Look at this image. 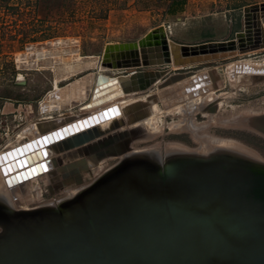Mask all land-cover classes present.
<instances>
[{
  "label": "rangeland",
  "instance_id": "obj_1",
  "mask_svg": "<svg viewBox=\"0 0 264 264\" xmlns=\"http://www.w3.org/2000/svg\"><path fill=\"white\" fill-rule=\"evenodd\" d=\"M170 2L171 0H0V157L7 158L0 160V176L4 180V187H8L9 191L15 190L13 195L20 205L31 208L66 199L68 194L92 184L113 167L119 161L116 157L105 160L99 169L81 171L80 167L84 166L80 160L82 156L72 157L67 151L57 149L63 142L60 140L64 134L63 128L66 127L70 135L68 125L79 120L83 124L85 118L87 126L93 124L90 129L98 128L105 133L133 128L132 125L143 115L141 107L137 104L130 105L136 109L132 111L130 106L125 105L144 97L151 100L154 96L148 110L152 111L151 124L156 127V131H147L151 133L150 138L138 140L134 147L159 145L155 148L160 150L159 147L164 149L177 144L198 148L204 140L207 143H212V140L226 141L250 151L255 158L264 161V135L247 127L249 117L264 113V81H254L256 77L249 72H237L238 66L234 68V77L226 70L242 60H264V49L199 63L189 68L173 65L151 67L168 70L169 75L180 74H177L178 77L173 74L175 79L169 83H164L161 79L148 91L126 96L117 104L103 107V110L87 106L91 103L88 96L75 98L81 101L73 103L67 109L64 107L70 106L71 98L70 103L59 102L61 108L58 110H43V103L45 104L49 95L56 94L58 89L61 91L68 85L72 86L73 83L86 79L89 80L91 95L95 76L101 73L115 77L132 70H100L103 50L107 44L137 42L159 27H163L170 42L180 45L193 46L234 40L236 34L244 29V9L264 4V0H177L176 12H170ZM65 40H77L79 57L81 60L90 58L94 66L66 73L65 69L56 70L54 64H31L33 61L43 60L44 57L38 53L47 49L60 48V54H55L54 58H69L70 54L62 51L67 47L61 43ZM195 78L205 80L195 86L192 83ZM207 90L212 96L207 94ZM200 93H206V96ZM215 98L220 99L216 113H204L201 108H191L193 104L199 105L202 102H205L202 107H207L211 99ZM40 105L43 114L40 112ZM122 106L128 112L122 111ZM82 107H85L84 110ZM108 107L111 109H106ZM189 107L193 110L189 117L201 128L196 135L184 127V121L188 117L186 109ZM93 114L96 119L92 118ZM69 115L75 118L69 123L64 122L63 119ZM241 118L244 123L247 120L245 124L240 122ZM53 120L57 124L54 128L47 126L43 129L38 125L39 122ZM180 124L183 126H178ZM116 125L119 127L115 129ZM59 129H62L60 133ZM84 129L88 128L85 126ZM49 133L50 138L47 137ZM56 138L58 142H55ZM53 139L54 143H51ZM28 143L30 145L23 148ZM19 147L22 148L17 154L21 152V156L15 158L14 153L7 154ZM31 148L34 150L31 151ZM65 152L68 156L64 155ZM58 156L63 157V164L55 168L52 160ZM71 165L74 168L68 167ZM53 170L59 174L63 183V187L57 190L50 189L52 183L49 173ZM77 175L82 179L80 184H77Z\"/></svg>",
  "mask_w": 264,
  "mask_h": 264
},
{
  "label": "water",
  "instance_id": "obj_2",
  "mask_svg": "<svg viewBox=\"0 0 264 264\" xmlns=\"http://www.w3.org/2000/svg\"><path fill=\"white\" fill-rule=\"evenodd\" d=\"M243 16L234 40L180 45L159 27L137 41L140 58L134 43L107 44L101 66L134 70L107 84L122 93L145 90L157 77L169 83L180 73L143 68H189L264 48V4L246 7ZM152 44L156 56L147 55ZM247 127L264 135V113L249 117ZM142 133L131 130L120 149L112 145L115 135L88 145L82 135L72 143L95 170L103 158L128 150L127 142L147 136ZM153 152L130 151L129 159L57 209L22 211L1 202L0 264H264V163L220 150L205 157L180 153L162 166L161 150Z\"/></svg>",
  "mask_w": 264,
  "mask_h": 264
},
{
  "label": "bare ground",
  "instance_id": "obj_3",
  "mask_svg": "<svg viewBox=\"0 0 264 264\" xmlns=\"http://www.w3.org/2000/svg\"><path fill=\"white\" fill-rule=\"evenodd\" d=\"M260 27L262 28L263 30V33H264V22H261V25ZM251 31V38L252 40H256V37H255V32L254 30H250ZM58 40V39H57ZM63 46H67L65 49H62L63 52H67L68 54H70V57L67 58V57H57L54 58V55L57 54L59 55V50H61L59 48V50H45V51H40L38 53L39 56H42L44 57L43 60H39V61H33V63L31 64H39V65H51V64H54L55 67H56V70L58 71H61L63 69L66 70V73H73V72H76V71H79L80 69H86V68H90L94 62L93 60H91L90 58H86V59H82L79 57L78 55V45H77V40L74 41V40H65L63 42H61ZM134 43V46H135V49L136 51H138V54H139V58H140V51H139V48H138V43L137 42H133ZM54 44V43H53ZM52 44V45H53ZM57 44V42H56ZM55 44V45H56ZM79 44V43H78ZM51 45V44H49ZM54 45V46H55ZM58 45V44H57ZM114 45V44H113ZM53 46V47H54ZM147 55H150V56H156L159 51H157L156 47L152 44L151 46L147 47ZM40 49V48H39ZM261 49H264V48H259L257 50H253V51H258V50H261ZM253 51H249V52H246V53H250V52H253ZM36 52V51H35ZM34 52V53H35ZM64 54V53H63ZM93 57V56H92ZM32 58V57H31ZM54 59V60H53ZM33 60V58H32ZM30 63V62H29ZM29 65V64H28ZM94 66V65H93ZM238 66V67H237ZM240 66V67H239ZM235 67H237V72L238 71H242V72H249L250 75L252 76H255L256 78H259L260 80H263L264 81V60H260V61H253V60H242V61H239L237 63H235L233 66H231L229 69L231 71H233V74H231L229 72V74L231 75V77H234L235 76ZM54 68V67H53ZM106 69H112L114 70V68H109V67H106V66H101L100 67V70L104 71ZM117 70V69H115ZM134 70L132 69L131 71H129L128 73L126 74H120V75H129L131 72H133ZM145 71H152L153 73L159 71V69H154V68H151L150 70H145ZM236 72V73H237ZM60 73V72H59ZM63 73V72H62ZM57 74V73H56ZM64 75V74H63ZM118 75V76H120ZM58 76V75H57ZM100 76L102 77L103 80H100L99 82H97V77ZM97 77H94L93 78V89H92V94L89 95V80H86V79H82L78 82H75L73 83V85H68L67 87H65L63 90H56L57 93H53L51 95H49L48 99H46L47 101H45V104L43 103V110L46 112V111H49V110H58L59 108H61L59 106V104L63 101H67V103H70V98L71 97H76V98H86L87 96L89 97V100L91 98V103L88 104L87 106L90 105L91 108H103L105 106H110V104L112 103H118V101L122 100L124 97L126 96H129V95H134V94H137V93H143V92H146L148 91L150 88H152V86L157 83L160 79V77H157L153 80V82L150 84V86L147 88V89H143V90H131V91H126L124 93L120 92V86L118 85H112V83L109 85L107 83L113 81L114 79H116L118 76H113V77H110V76H107V75H104V74H99ZM88 78V77H87ZM205 80V78H202L201 80L199 79H193V84L196 86V85H200L203 81ZM95 89H97L95 91ZM204 90V89H203ZM102 91L101 94L97 95V92H100ZM119 91V92H117ZM206 91V90H205ZM211 91V90H210ZM204 92V91H203ZM212 93V91H211ZM199 94V93H198ZM206 93H200V95L202 96H206L205 95ZM207 94H208V90H207ZM210 94V93H209ZM208 94V95H209ZM213 94V93H212ZM199 95V96H200ZM211 95V94H210ZM78 96V97H77ZM196 96V95H195ZM212 96V95H211ZM215 96V94L213 95ZM131 98V97H129ZM141 98V97H140ZM154 98V96L152 98H150L151 100H148L147 98H143V99H140V100H134L133 102H131L129 105H125V107L127 106H134V105H140L141 107V111L143 113V115H141V118L140 120L136 121L135 124L132 125L133 128L130 127V129H126V130H116L114 131L113 133H105L104 131H101L99 130L98 128H93V129H90L89 127L93 124H91L90 126H87V119L85 118L83 121V124H82V120H79L77 122H74L73 124H70L68 125L67 129L68 131L71 133L70 135H68L69 133L67 132L66 130V127L63 128V133L64 134H67V136H63L64 134L61 135L60 137V140H63V142L61 143L60 147L57 146V149L59 148L60 151H67L68 154L72 157H77V156H81L79 151L76 150L75 148V145L73 144L74 142V139L82 136V135H87V139L82 143L84 145H88L89 143L93 142V141H97L98 139L99 140H103L107 137H110V136H116L117 137V141H113L112 145L113 147L115 148V146H117L119 149L121 147H124L125 144H126V139L128 137H130V131L132 130L133 132H137V134H141L142 132V135L143 134H147L146 137H139V138H135L133 139L130 143L127 142V146H128V150L125 149L123 151L122 154H120L119 156H116V159L119 160L113 167H111L109 170H107L105 173H103L101 176H99L92 184L90 185H87V186H83L81 187L78 191L76 192H73L71 194H68V196L66 197V199H63V200H60V201H55V202H50V203H45V204H42V205H38L36 207H24L22 205H20L16 199L14 198V191L15 190H10L7 189L8 187H4V180L2 178V176H0V203L3 202L4 204L8 205L10 207H12L13 209L15 210H22V211H29V210H36V209H44V208H48L49 206H51V208H55L57 209L60 205H62L63 203L65 202H68L70 200H72L73 198H78L80 197L82 194H83V191L82 190H87V188L91 187L94 183H96L100 178H102L104 175H106L107 173H109L110 171H112L113 169H115L118 165H120L123 161L129 159V152L131 151V153L135 156V155H155V153L153 152L155 147H158L159 145H154V146H149V147H144V148H136L134 147V144L136 142H138V140H141V139H148L150 138L149 135L151 133L147 132V131H151V132H155L156 131V127L154 125L151 124V115H152V111L149 109L148 110V107L151 103V101H153L152 99ZM193 98V97H191ZM195 98V97H194ZM72 99V98H71ZM134 99V98H133ZM155 100V99H154ZM188 100V99H187ZM205 100V99H203ZM212 101L208 104L207 107H202V103H205V102H202L201 104L199 105H195L193 104L191 106V108L195 107L196 110L198 108H201L203 110V112H210V113H216L217 110H218V107H219V98H215V99H211ZM81 100L80 99H77L75 100L74 102L72 101L70 106L68 105V107L65 105L64 109H67L69 107H71L73 105V103L75 104V102H80ZM60 102V103H59ZM116 103V104H117ZM154 103V102H153ZM41 104V103H40ZM123 104V103H122ZM216 104V110L214 112L212 111H209L208 108L209 106L211 105H214ZM81 106V104L79 105V107ZM85 106V107H87ZM121 106V104H120ZM130 106L132 109L134 107ZM85 107H82L83 110ZM114 107V106H113ZM124 110L122 111H125L126 108L124 106H122ZM115 108V107H114ZM113 108V109H114ZM194 108V111H196ZM71 109V108H70ZM90 109V108H88ZM106 109H111V108H106ZM105 109V110H106ZM130 109V108H129ZM81 111H83L81 108H80ZM95 110V109H94ZM103 110V109H102ZM116 110V109H114ZM112 110V111H114ZM136 109H133L132 111H135ZM137 110H140L137 109ZM111 110H109L110 112ZM111 111V112H112ZM128 112V110H126ZM131 111V110H129ZM192 109H186V114L188 115L187 119L184 121V127L185 129L189 130L190 132H192L193 135H196V132L197 130L201 129L199 128L197 125L194 124V122L192 121L191 116L190 114H192ZM40 112L42 113V110H41V105H40ZM108 112V111H107ZM108 112V113H109ZM154 112V111H153ZM204 112V113H205ZM117 114V112H115ZM114 113V114H115ZM122 113V112H121ZM138 113V111H137ZM195 113V112H194ZM43 114V113H42ZM81 114V113H80ZM113 114V113H112ZM115 114V115H116ZM123 114V113H122ZM136 114V113H135ZM79 115V113H78ZM108 115V114H107ZM212 115V114H211ZM110 116V115H109ZM118 116V115H117ZM140 117V115H138ZM194 116V115H193ZM77 117V116H76ZM116 117V116H115ZM75 116H66L65 119H63L64 122L66 123H69V121H71L72 119H74ZM94 119H96V115L93 114V117ZM114 118V117H113ZM213 118V117H212ZM90 119V117H89ZM154 120V119H153ZM62 121V120H61ZM62 121V122H63ZM91 121V120H90ZM99 121V120H97ZM247 120H245V123H246ZM89 122V121H88ZM106 122V121H105ZM240 122L242 124H245L244 123V119H240ZM239 122V123H240ZM39 123H42V124H38L39 126H42V128L44 129V127L46 128L47 126L51 127V128H54L57 126L56 124V120H53L51 123L49 122H39ZM112 123V122H111ZM237 123V122H236ZM90 124V123H89ZM212 124V123H211ZM88 128V129H84L85 126ZM98 126V125H97ZM125 126V125H124ZM137 126V127H136ZM178 126H183L182 124L178 125ZM35 127V126H34ZM119 125H116L115 129L118 128ZM146 127V128H145ZM26 129V128H25ZM62 129H59L58 132L60 133ZM141 132V133H139ZM128 133V135H127ZM53 135H55V132L53 133ZM94 138H93V137ZM47 137H51V133L47 134ZM91 137L93 139H91ZM44 137H42L43 139ZM220 140V139H218ZM41 141V140H40ZM59 140L56 138L55 139V142H58ZM122 141V142H121ZM211 141V140H209ZM217 141V140H216ZM73 142V143H72ZM31 143V142H30ZM30 143L28 144H25L23 145V148H26L30 145ZM51 143H54V139L51 140ZM125 143V144H124ZM202 143V142H201ZM72 144V145H71ZM111 144V143H110ZM118 144V145H116ZM130 146V147H129ZM22 147H19L17 149H13L12 151H9L7 154L9 155L10 153H14V156L15 158L19 157V155L21 156V152H19L20 154H17V151H20ZM154 148V149H153ZM160 150H161V154H162V166L164 163L167 162V160L171 159V158H176V157H179L180 156V153L181 154H196L198 156H202V157H205V156H211V155H214V154H217V152H220V150H224V151H229V152H233V153H237V154H244V155H247L248 157L252 158V159H256L258 160L257 158H255L256 156L254 154H252L250 151L246 150V149H242L240 148L239 146L236 147L234 145H231L230 143H224V141H217V142H214L212 140V143H207L206 140H204V143H202V145H200L198 148H188V147H184V146H179L177 144H171L169 145V148H162V147H159ZM58 149V150H59ZM34 149L31 148V151H33ZM64 155H66V153ZM103 153L105 152H100L99 155H101V157H104L106 155H104ZM68 156V155H66ZM85 156H82L80 158L81 160V163L86 166V167H89L90 169H92V164L89 160H84ZM114 157H105L103 158L101 161L97 162L96 163V166L97 168L100 167L104 162L105 160L107 159H113ZM131 160H133V158H130ZM260 161V160H258ZM260 162H263L264 161H260ZM13 163H15V161H13ZM52 163H53V166L55 168L58 167V165H61L63 164V157L61 156H58L57 159H53L52 160ZM43 166H45L44 163H42ZM34 169V168H33ZM99 169V168H98ZM94 171V169H93ZM96 172V171H95ZM49 176H50V182L52 183L50 186V189H60L61 187H63V183L61 181V178L59 176V174L53 170L49 173ZM27 178V177H25ZM14 183H17V182H14ZM57 183V184H56ZM24 185V184H23ZM53 185V187H52ZM16 189V188H15ZM14 194V195H13ZM16 197V196H15ZM19 198V197H18ZM25 204V203H24ZM1 230V229H0Z\"/></svg>",
  "mask_w": 264,
  "mask_h": 264
},
{
  "label": "crops",
  "instance_id": "obj_4",
  "mask_svg": "<svg viewBox=\"0 0 264 264\" xmlns=\"http://www.w3.org/2000/svg\"><path fill=\"white\" fill-rule=\"evenodd\" d=\"M168 10L170 11V12H176V10H177V0H171V2H170V5H169V7H168ZM106 46V45H105ZM96 77V76H95ZM78 97V96H77ZM72 99V101L74 102L75 100H77V99H75L76 97H71ZM79 98V97H78Z\"/></svg>",
  "mask_w": 264,
  "mask_h": 264
},
{
  "label": "snow or ice",
  "instance_id": "obj_5",
  "mask_svg": "<svg viewBox=\"0 0 264 264\" xmlns=\"http://www.w3.org/2000/svg\"><path fill=\"white\" fill-rule=\"evenodd\" d=\"M4 159H7L6 157H0V160H4Z\"/></svg>",
  "mask_w": 264,
  "mask_h": 264
}]
</instances>
